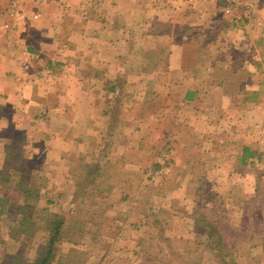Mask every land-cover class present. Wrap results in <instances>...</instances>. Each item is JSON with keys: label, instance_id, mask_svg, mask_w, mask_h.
<instances>
[{"label": "rangeland", "instance_id": "1", "mask_svg": "<svg viewBox=\"0 0 264 264\" xmlns=\"http://www.w3.org/2000/svg\"><path fill=\"white\" fill-rule=\"evenodd\" d=\"M232 1L206 21L202 84L165 83L166 67L95 84L105 115L63 150L71 163H38L42 140L23 169L33 193L9 181L11 209L35 208L1 218L0 264H34L58 222L50 264H264V0Z\"/></svg>", "mask_w": 264, "mask_h": 264}, {"label": "crops", "instance_id": "2", "mask_svg": "<svg viewBox=\"0 0 264 264\" xmlns=\"http://www.w3.org/2000/svg\"><path fill=\"white\" fill-rule=\"evenodd\" d=\"M230 5L231 0H0V220L12 211L9 181L15 175L21 180L24 167L38 162L34 156L43 139L53 155L44 153L38 163L69 164L63 150L80 146L81 133L93 131L104 117V109L91 106L95 84L140 83L142 71L159 67L169 69L164 79L158 76L165 83L176 73L185 78L181 83L202 84L203 53L211 51V39L204 42L206 21ZM230 23L238 33L239 21ZM131 73L138 78L129 79ZM214 78L209 82L217 83ZM189 92L184 99L197 103L200 89ZM14 162L23 167L18 171ZM12 220L20 225L21 218Z\"/></svg>", "mask_w": 264, "mask_h": 264}, {"label": "trees", "instance_id": "3", "mask_svg": "<svg viewBox=\"0 0 264 264\" xmlns=\"http://www.w3.org/2000/svg\"><path fill=\"white\" fill-rule=\"evenodd\" d=\"M11 155H12V158H14L16 160L18 157V149H14L12 151ZM20 167H23V165L19 166L18 164H16L15 169L20 170ZM28 181L29 180L26 179V177L24 175V176H22L21 180L16 182L15 189L18 190L16 192L17 197L20 198V196H22L24 193L26 195L33 193L31 188L25 187ZM34 208L35 207H33V205L20 204L17 207L13 208L11 213H14L13 218L17 217L18 214L22 215L21 220H20V225L22 226L24 224L25 216H28V214L31 215L34 212ZM60 229H61L60 222L54 223V225L52 227L53 231L51 232V235H50L49 239L47 240L46 245L44 246L45 251L43 253L39 254V257L35 261L34 264H50L51 263L52 258L54 256L53 255L54 246H55V243L57 242L58 236L60 234Z\"/></svg>", "mask_w": 264, "mask_h": 264}]
</instances>
